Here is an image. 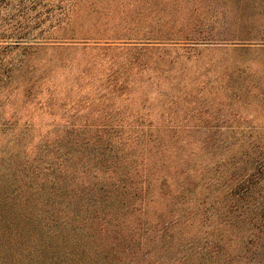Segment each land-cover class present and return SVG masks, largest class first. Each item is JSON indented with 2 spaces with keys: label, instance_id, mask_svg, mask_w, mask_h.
<instances>
[{
  "label": "trees",
  "instance_id": "obj_1",
  "mask_svg": "<svg viewBox=\"0 0 264 264\" xmlns=\"http://www.w3.org/2000/svg\"><path fill=\"white\" fill-rule=\"evenodd\" d=\"M94 13L93 27H75L80 14ZM116 18L128 22L112 27ZM64 40L140 50L264 47V0H0V93L33 56ZM7 126L0 119V137ZM193 146L0 138V264H162L153 252L160 230L142 235L124 225L158 204L194 202L211 206L207 214L223 205L237 224V235L209 243L218 264H264V140L213 144L208 170ZM196 217L166 210L161 219L178 224L169 226L175 234Z\"/></svg>",
  "mask_w": 264,
  "mask_h": 264
},
{
  "label": "rangeland",
  "instance_id": "obj_2",
  "mask_svg": "<svg viewBox=\"0 0 264 264\" xmlns=\"http://www.w3.org/2000/svg\"><path fill=\"white\" fill-rule=\"evenodd\" d=\"M97 19L96 13L88 20L80 14L74 25L93 27ZM82 42L58 41L38 52L3 89L0 119L11 131L0 138L20 137L32 145L83 139L193 142L190 150L207 170L217 157L213 144L264 140V47L140 50L125 41ZM196 142L209 147L200 150L204 144ZM210 207L158 204L123 231L160 230L153 252L162 264H218L209 243L221 233L232 238L238 227L225 216L226 207L205 213ZM166 210L197 217L174 234L169 226L178 224L161 219Z\"/></svg>",
  "mask_w": 264,
  "mask_h": 264
}]
</instances>
